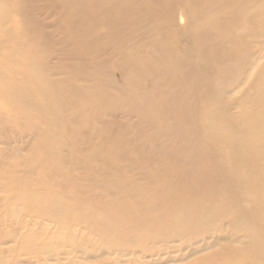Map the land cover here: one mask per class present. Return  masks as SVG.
Listing matches in <instances>:
<instances>
[{
	"label": "rangeland",
	"instance_id": "rangeland-1",
	"mask_svg": "<svg viewBox=\"0 0 264 264\" xmlns=\"http://www.w3.org/2000/svg\"><path fill=\"white\" fill-rule=\"evenodd\" d=\"M27 3L0 0V79L23 6L48 145L0 118V264H264V0Z\"/></svg>",
	"mask_w": 264,
	"mask_h": 264
},
{
	"label": "bare ground",
	"instance_id": "bare-ground-1",
	"mask_svg": "<svg viewBox=\"0 0 264 264\" xmlns=\"http://www.w3.org/2000/svg\"><path fill=\"white\" fill-rule=\"evenodd\" d=\"M19 2L20 5L29 7V3L25 4L27 0H19ZM116 2L119 8L123 6L119 1ZM82 4L81 9H87L88 3L86 5L83 1ZM24 7L22 6L23 12L20 14V20L22 27L24 25V30H26L25 36L21 35L22 48L24 54L27 53L26 62L21 66L22 68H19V73L14 75L13 79H0V118H3L6 124L10 123V126L15 129L25 127L26 132L40 133L39 137L43 138L44 145L39 146L34 152V156H40L48 145V87L41 92L38 83L33 81L34 78L30 76L27 68L31 67L34 76L35 73L40 75V80L48 81V48L41 32L31 35L30 32L34 31L33 26L27 25L29 27H26L25 24H29V11Z\"/></svg>",
	"mask_w": 264,
	"mask_h": 264
}]
</instances>
